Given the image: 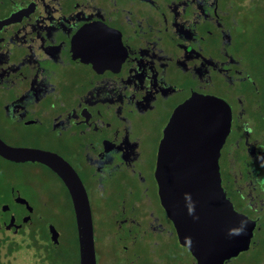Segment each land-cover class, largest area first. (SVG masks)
<instances>
[{
  "label": "flooded vegetation",
  "instance_id": "obj_1",
  "mask_svg": "<svg viewBox=\"0 0 264 264\" xmlns=\"http://www.w3.org/2000/svg\"><path fill=\"white\" fill-rule=\"evenodd\" d=\"M253 11L264 19V0H0V138L61 156L88 199L95 190L125 261L144 241L161 250L173 236L198 264L161 203L155 169L174 111L194 96L221 99L220 184L250 232L223 264H264V67L242 45ZM15 191L27 201L14 188L5 212L32 215Z\"/></svg>",
  "mask_w": 264,
  "mask_h": 264
},
{
  "label": "water",
  "instance_id": "obj_2",
  "mask_svg": "<svg viewBox=\"0 0 264 264\" xmlns=\"http://www.w3.org/2000/svg\"><path fill=\"white\" fill-rule=\"evenodd\" d=\"M228 129L229 110L223 100L194 96L174 111L159 146L155 177L160 200L180 244L198 264H223L249 242L247 220L233 209L220 184L218 156ZM0 157L41 163L59 176L72 202L79 264H97L90 203L75 170L55 153L9 145L1 138ZM12 195L18 206L27 204L18 191ZM49 239L58 241L55 229L49 230Z\"/></svg>",
  "mask_w": 264,
  "mask_h": 264
},
{
  "label": "rangeland",
  "instance_id": "obj_3",
  "mask_svg": "<svg viewBox=\"0 0 264 264\" xmlns=\"http://www.w3.org/2000/svg\"><path fill=\"white\" fill-rule=\"evenodd\" d=\"M244 18L243 51L246 56L253 57L256 67H264L263 15L253 11ZM248 20L253 25H248ZM17 141L14 136L5 138L9 145L18 144ZM0 176L5 183L8 205L12 204L10 190L17 188L27 198L33 213L28 216L17 207L12 212H4L0 264H79L75 217L61 182L39 163H13L3 159H0ZM89 196L97 264H193L190 254L173 236L166 238L161 250H147L144 241L137 246L138 257L125 261L119 254V246L108 235L110 224L98 211V196L94 189L89 188ZM50 229L57 231V242L49 239ZM9 243L14 244L13 248ZM240 264L246 263L240 261ZM247 264L261 263L252 260Z\"/></svg>",
  "mask_w": 264,
  "mask_h": 264
},
{
  "label": "trees",
  "instance_id": "obj_4",
  "mask_svg": "<svg viewBox=\"0 0 264 264\" xmlns=\"http://www.w3.org/2000/svg\"><path fill=\"white\" fill-rule=\"evenodd\" d=\"M0 159H3V158L0 157ZM3 160H5V159H3ZM5 189H6V187H5L4 180L0 176V230H2L1 228H2V224H3V214L5 212L4 209L8 205V202L6 201V190ZM11 192H12V190H11ZM11 192H10V195H11ZM9 244H11L9 247L13 248L14 244L13 243H9Z\"/></svg>",
  "mask_w": 264,
  "mask_h": 264
}]
</instances>
